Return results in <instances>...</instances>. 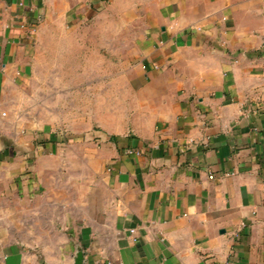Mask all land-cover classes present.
<instances>
[{
  "label": "crops",
  "instance_id": "1",
  "mask_svg": "<svg viewBox=\"0 0 264 264\" xmlns=\"http://www.w3.org/2000/svg\"><path fill=\"white\" fill-rule=\"evenodd\" d=\"M126 1L139 120L68 157L8 93L103 0H0V264H264V0Z\"/></svg>",
  "mask_w": 264,
  "mask_h": 264
},
{
  "label": "rangeland",
  "instance_id": "2",
  "mask_svg": "<svg viewBox=\"0 0 264 264\" xmlns=\"http://www.w3.org/2000/svg\"><path fill=\"white\" fill-rule=\"evenodd\" d=\"M143 1L137 0V5ZM126 2L103 0L91 17L67 24L63 33L56 28L36 73L8 93L7 117L38 139L61 141L68 157L80 152L85 142L101 146L108 129H127L139 120L134 94L145 84L144 77L138 76L134 61L128 67L123 60L128 47L132 60L137 55L136 38L143 23L138 13L132 15L131 40L123 44L126 22L121 7ZM67 169L76 170L74 163Z\"/></svg>",
  "mask_w": 264,
  "mask_h": 264
},
{
  "label": "water",
  "instance_id": "3",
  "mask_svg": "<svg viewBox=\"0 0 264 264\" xmlns=\"http://www.w3.org/2000/svg\"><path fill=\"white\" fill-rule=\"evenodd\" d=\"M73 264H86L84 261V254L83 252L79 251L78 254L76 255L75 259H74V263Z\"/></svg>",
  "mask_w": 264,
  "mask_h": 264
},
{
  "label": "built area",
  "instance_id": "4",
  "mask_svg": "<svg viewBox=\"0 0 264 264\" xmlns=\"http://www.w3.org/2000/svg\"><path fill=\"white\" fill-rule=\"evenodd\" d=\"M130 233L133 235L135 233V231L134 230H131Z\"/></svg>",
  "mask_w": 264,
  "mask_h": 264
},
{
  "label": "trees",
  "instance_id": "5",
  "mask_svg": "<svg viewBox=\"0 0 264 264\" xmlns=\"http://www.w3.org/2000/svg\"><path fill=\"white\" fill-rule=\"evenodd\" d=\"M112 139H113L114 141H116V140H117V138H115V137H113Z\"/></svg>",
  "mask_w": 264,
  "mask_h": 264
}]
</instances>
